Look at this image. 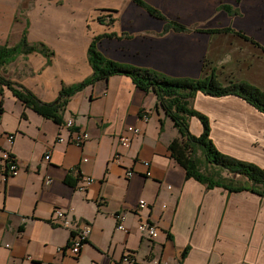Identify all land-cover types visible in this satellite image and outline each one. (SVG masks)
<instances>
[{
    "label": "crops",
    "instance_id": "obj_1",
    "mask_svg": "<svg viewBox=\"0 0 264 264\" xmlns=\"http://www.w3.org/2000/svg\"><path fill=\"white\" fill-rule=\"evenodd\" d=\"M29 1L22 7L26 0H0V45L18 44L27 29L28 42H42L47 54L22 53L1 65L0 75L24 84L44 102L93 74L88 49L104 33L116 35L102 37L98 49L120 63L196 78L205 63L223 83L242 80L264 89V53L232 32L162 33L166 21L134 0ZM145 1L188 27H232L264 46V0ZM222 3L240 14L219 8ZM0 102V134H15L12 145L0 135V150L9 148L20 162L15 176L0 172V264H126L127 252L137 264H264V197L249 190L209 189L187 177L169 148L180 137L174 121L130 76L116 74L87 85L71 97L61 123L26 107L7 86ZM191 102L209 116L212 141L221 151L264 168L262 112L235 95L198 92ZM70 118L74 134L90 135L81 146L69 139L72 130L65 123ZM191 120V130L200 135L202 122ZM129 125L142 133L122 147L119 137ZM48 151L50 160L44 158ZM83 175L95 178L86 191L77 187ZM140 199L147 208L139 206ZM57 207L66 211L71 227L54 219ZM119 213L125 230L118 229ZM140 219L159 227L156 238L139 232ZM77 222L92 228L73 256L65 247Z\"/></svg>",
    "mask_w": 264,
    "mask_h": 264
},
{
    "label": "trees",
    "instance_id": "obj_2",
    "mask_svg": "<svg viewBox=\"0 0 264 264\" xmlns=\"http://www.w3.org/2000/svg\"><path fill=\"white\" fill-rule=\"evenodd\" d=\"M134 1L147 9L152 16L166 21L162 33H167L169 30L186 32L193 29L213 34L228 31L251 41L264 52V46L252 36L244 34L243 31H237L232 27L217 29L191 28L182 24V22L168 19L162 11L145 0ZM240 1L237 0L236 2L239 3ZM219 8L227 10L231 15L240 14V10L229 5V3H222ZM114 35L116 34L104 33L94 37L88 49L93 74L79 83L63 86L58 98L54 101H42L24 84L13 82L3 75H0V93L2 87L7 86L14 96L24 102L26 107H30L41 113V115L61 123V113L70 102L71 97L87 85H92L101 79L108 80L109 77L116 74L130 76L138 88L151 92L156 96L157 108L162 109L164 114L174 121L173 124L178 129L180 137L174 138L170 142L169 148L172 151L171 155L185 168L187 177H193L207 184L209 189L221 186L229 192L249 190L264 197V168L255 164V162L240 160V158L221 151L212 141L209 116L195 110L191 102L198 92L211 94L212 96L235 95L255 106L258 111L264 114V89L242 80H230L223 83L218 79L216 69L211 68L208 71L205 63L203 64V75L199 78L171 76L148 67L120 63L105 56L97 47V43L102 37H112ZM47 50L48 48L42 42L30 44L27 29H25L18 44L14 46L0 45V65L9 64L22 53L29 54L34 51H41L47 54ZM0 111H2L1 102ZM192 116L197 117L202 122L203 131L200 135H195L190 128L189 123ZM161 124L163 127L164 120ZM223 171L228 173V176H224ZM186 253L187 248L183 252L184 257Z\"/></svg>",
    "mask_w": 264,
    "mask_h": 264
},
{
    "label": "built area",
    "instance_id": "obj_3",
    "mask_svg": "<svg viewBox=\"0 0 264 264\" xmlns=\"http://www.w3.org/2000/svg\"><path fill=\"white\" fill-rule=\"evenodd\" d=\"M143 117L148 120V114L146 112L142 113ZM65 125L70 128L71 131V135H69V139L71 140V142L73 144H76L78 146L83 145L87 139L89 138L90 135H78V134H74V119L70 118L68 120H66ZM142 133L141 128L139 127H134L133 125H129L126 129V132L119 137V142L120 145L122 147H129L131 145L132 139L135 137H138L140 134ZM6 141H8L9 145H12L14 140H15V134L11 133L10 131L8 132H3L0 134ZM60 141H63L64 138L63 137H59ZM46 160H50L51 158V154L50 151H48L45 154L44 157ZM120 155L115 152L114 153V159L120 160ZM84 160L87 161L86 157L84 158ZM143 163L150 168V162L147 160H144ZM20 170V162L18 160V158L16 156H14L12 154V152L10 151L9 148H5V149H1L0 150V172L5 174L6 176H15L16 174H18ZM134 171L132 169H128L127 170V175H133ZM147 174L150 175V171H147ZM51 179L49 178V181ZM81 182H79V184L77 185L78 189L80 190H87L89 188V186L95 182V178L89 175H83L81 178ZM139 206L141 208L146 207L147 208V203L146 200L144 199H140L139 200ZM54 219H60L62 221V224L71 227V222L69 220V218L67 217V213L64 209L62 208H55L54 209ZM116 220L118 222V229L120 230H125L127 229L126 225H125V218L124 215L122 213H119L116 215ZM91 228L92 226L88 223H84V222H77L75 227L71 228L72 232H71V238L69 243H67L65 249H68V251H70V253L73 256H77L79 255V253L81 252L82 246H84V244L87 242L88 237L90 235L91 232ZM138 230L139 232H141L143 235H145V237H149V238H156L159 234V227L146 220V219H140L139 223H138ZM136 257L134 255H132L131 253L127 252L124 256V259L122 260L123 263L126 264H137L136 262ZM163 264H168L167 262H164Z\"/></svg>",
    "mask_w": 264,
    "mask_h": 264
},
{
    "label": "rangeland",
    "instance_id": "obj_4",
    "mask_svg": "<svg viewBox=\"0 0 264 264\" xmlns=\"http://www.w3.org/2000/svg\"><path fill=\"white\" fill-rule=\"evenodd\" d=\"M29 2H31V1H29V0H26V2H24L23 4H22V7H27L28 5H29ZM258 48H260V47H258ZM261 50V49H260ZM261 52H262V54L264 53L262 50H261ZM0 67H1V65H0ZM193 122H192V120L190 119V123H189V125H190V128L192 129L193 128V124H192ZM79 132H82V131H79ZM192 132H193V130H192ZM223 174H224V176H228V173H226V172H224L223 171Z\"/></svg>",
    "mask_w": 264,
    "mask_h": 264
},
{
    "label": "bare ground",
    "instance_id": "obj_5",
    "mask_svg": "<svg viewBox=\"0 0 264 264\" xmlns=\"http://www.w3.org/2000/svg\"><path fill=\"white\" fill-rule=\"evenodd\" d=\"M78 135H89L87 132H77Z\"/></svg>",
    "mask_w": 264,
    "mask_h": 264
}]
</instances>
